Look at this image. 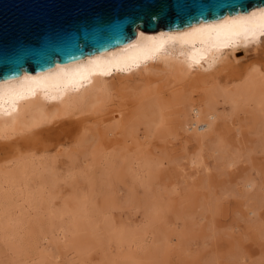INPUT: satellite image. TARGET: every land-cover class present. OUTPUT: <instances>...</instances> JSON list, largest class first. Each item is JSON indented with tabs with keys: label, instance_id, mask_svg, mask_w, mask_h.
Returning a JSON list of instances; mask_svg holds the SVG:
<instances>
[{
	"label": "bare ground",
	"instance_id": "bare-ground-1",
	"mask_svg": "<svg viewBox=\"0 0 264 264\" xmlns=\"http://www.w3.org/2000/svg\"><path fill=\"white\" fill-rule=\"evenodd\" d=\"M263 40L264 6H257L176 30L138 28L122 45L0 80V225L14 207L22 208L20 201L29 204L42 196L38 176L56 175L55 166L47 163L49 153L65 157V144L79 142H97L96 151H142L150 141L145 134L137 139V124L158 123L170 105L179 113V127L199 150L192 175H186L185 167L181 174L208 172L202 153L207 142L234 126L220 116L219 105L235 104L252 91L264 93ZM247 45L257 51L248 62L243 55ZM233 163L229 160L227 166ZM242 187L249 223L260 216L261 199L252 194L256 188L251 179ZM49 215L57 216L53 210ZM57 218L54 235L41 233L40 260L76 264L65 259L73 240L63 216ZM16 226L8 223L5 245L11 251L18 249ZM130 237L117 231L113 238L129 242Z\"/></svg>",
	"mask_w": 264,
	"mask_h": 264
},
{
	"label": "rangeland",
	"instance_id": "rangeland-1",
	"mask_svg": "<svg viewBox=\"0 0 264 264\" xmlns=\"http://www.w3.org/2000/svg\"><path fill=\"white\" fill-rule=\"evenodd\" d=\"M244 49V60H253L257 51ZM218 112L233 131L207 142L202 153L209 171L191 177L179 169L192 175L199 150L171 105L158 123L137 124V139L145 134L150 141L142 151H96L97 142H79L65 144V157L49 153L56 175L38 176L42 196L3 216L0 264H44L40 236L54 235L58 215L73 240L65 259L76 264H264V93H245ZM248 179L261 199L253 224L241 204ZM10 221L17 224L16 251L5 245ZM117 231L130 233V241L117 242Z\"/></svg>",
	"mask_w": 264,
	"mask_h": 264
},
{
	"label": "water",
	"instance_id": "water-1",
	"mask_svg": "<svg viewBox=\"0 0 264 264\" xmlns=\"http://www.w3.org/2000/svg\"><path fill=\"white\" fill-rule=\"evenodd\" d=\"M264 6V0H0V80Z\"/></svg>",
	"mask_w": 264,
	"mask_h": 264
}]
</instances>
